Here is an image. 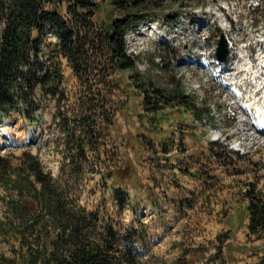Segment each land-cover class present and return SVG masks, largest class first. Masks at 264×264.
Listing matches in <instances>:
<instances>
[{
  "label": "rangeland",
  "instance_id": "rangeland-1",
  "mask_svg": "<svg viewBox=\"0 0 264 264\" xmlns=\"http://www.w3.org/2000/svg\"><path fill=\"white\" fill-rule=\"evenodd\" d=\"M159 6L158 13L149 9L145 13L158 14L160 19L176 13L178 20L170 25L150 22L138 31H128L127 53L139 58L137 71L142 81L151 80L166 92L187 95L200 110V118L173 106L159 111L150 122L141 95L129 81L131 73L122 75L125 93L114 99L123 104L110 134L103 139L101 158L93 159L96 164L101 162L95 172L72 181L73 196L87 210H97L105 222L127 228L141 221L146 227L145 249L149 250L143 264H256L264 256V239L247 237L243 193L249 183L264 192V138L243 130L240 118L222 125L215 120L211 109H219L225 99L221 95L224 81H215L201 72V65L186 64L179 58L187 51L205 58L204 49L208 56L214 55L222 35L231 61L225 68L233 83H238L233 80L248 54L254 70L260 71L264 66V0H159ZM60 13L66 15L65 2ZM95 21L106 24L107 9L99 10ZM48 41L56 42L53 36ZM60 61L61 89L69 101L58 107L56 98L38 89L36 121L13 112L0 123V155L15 167L22 153L29 151L45 171L64 181L59 141L63 135L54 116L58 108L64 112L74 106L80 86L66 61ZM208 125L217 131L214 153L223 154L222 159L210 152ZM239 144L241 153L228 149ZM102 172H112V178L103 177ZM114 186L128 192L129 203L123 209ZM5 195L0 187V222L6 212ZM224 234H229L228 240L219 253L218 237ZM11 243L0 236V254L9 256Z\"/></svg>",
  "mask_w": 264,
  "mask_h": 264
},
{
  "label": "trees",
  "instance_id": "trees-1",
  "mask_svg": "<svg viewBox=\"0 0 264 264\" xmlns=\"http://www.w3.org/2000/svg\"><path fill=\"white\" fill-rule=\"evenodd\" d=\"M64 2L65 16L60 13ZM159 7V0H0V123L13 112L36 121L38 89L56 98L58 107L67 104L69 99L61 89V59L80 86L74 106L64 112L58 108L54 116L63 135L59 141L64 181L45 171L29 151L22 153L15 167L0 155V187L6 193L0 236L4 242H12L10 255L0 254V264L144 263L149 250L145 249L143 223L138 220V226L124 228L105 222L97 210L79 204L71 183L95 172L101 162L96 164L93 159L101 158L103 139L110 134L114 116L123 104L114 99L125 93L122 75L131 73L129 81L141 95L150 122L159 111L173 106L200 118V110L187 95L166 92L151 80L142 81L137 71L139 58L127 53L128 31H138L150 22L170 25L178 20L176 13L163 19L145 13L147 9L158 13ZM104 8L107 22L98 24L96 13ZM51 36L54 44L48 41ZM215 147L210 146L211 153ZM214 154L222 159L223 154ZM102 176L112 178V172H102ZM114 189L123 209L129 203L128 192ZM243 198L247 202V237L262 240L264 192L249 183ZM228 235L218 237L219 253ZM256 264H264V256Z\"/></svg>",
  "mask_w": 264,
  "mask_h": 264
},
{
  "label": "bare ground",
  "instance_id": "bare-ground-1",
  "mask_svg": "<svg viewBox=\"0 0 264 264\" xmlns=\"http://www.w3.org/2000/svg\"><path fill=\"white\" fill-rule=\"evenodd\" d=\"M251 57L248 54L245 61L246 63H244L243 66L247 67L248 69L254 70V64L251 60ZM262 58H264V56ZM187 67H185V69L189 70V68ZM263 68L264 66L261 67V70H263ZM227 69L224 66V70L221 71L222 72L221 74L225 76V79L227 80L221 82L223 84V86L221 87V92H222L221 95L223 94L222 96L225 99H222V101L220 102L219 106L221 108L219 106H218L219 109H216V107L214 106L212 107L211 115L221 125L226 120H230L231 122H234L235 120L237 121L241 119V127L243 128V130L245 129V131L250 132L251 134L257 137L264 138V72L261 70L260 71L254 70V77L255 75H257L259 77L258 79L254 78L253 74H243V83L238 82L236 84L231 81V78L233 76L230 75V73L228 72L229 70ZM201 72L207 75L208 77L211 76V74L207 73L208 71L207 72L204 71V69ZM214 73L218 74L219 72L214 71L213 75ZM248 86L251 88H257L259 93H262V99L259 101L250 102L248 98H245L244 91H248ZM208 128L210 130V134H211L210 136H212L211 139L213 141H218L219 137H216L217 131L213 130L210 125H208ZM239 145L232 146L228 149L236 153H241L242 147L241 145L240 146Z\"/></svg>",
  "mask_w": 264,
  "mask_h": 264
},
{
  "label": "built area",
  "instance_id": "built-area-1",
  "mask_svg": "<svg viewBox=\"0 0 264 264\" xmlns=\"http://www.w3.org/2000/svg\"><path fill=\"white\" fill-rule=\"evenodd\" d=\"M204 39L205 38H202V40ZM204 56L205 57L208 56L207 51L205 49H204ZM243 74H253V77H254V70L248 69L242 64L241 66L238 67L237 72H236V78H234L233 81L243 83ZM244 97L248 98L250 102L259 101L262 99V93H259L257 88H251L248 86V91H244Z\"/></svg>",
  "mask_w": 264,
  "mask_h": 264
},
{
  "label": "water",
  "instance_id": "water-1",
  "mask_svg": "<svg viewBox=\"0 0 264 264\" xmlns=\"http://www.w3.org/2000/svg\"><path fill=\"white\" fill-rule=\"evenodd\" d=\"M228 55L227 43L225 38L221 35L218 42L216 57L220 62L225 61Z\"/></svg>",
  "mask_w": 264,
  "mask_h": 264
},
{
  "label": "crops",
  "instance_id": "crops-1",
  "mask_svg": "<svg viewBox=\"0 0 264 264\" xmlns=\"http://www.w3.org/2000/svg\"><path fill=\"white\" fill-rule=\"evenodd\" d=\"M191 112V111H190Z\"/></svg>",
  "mask_w": 264,
  "mask_h": 264
}]
</instances>
